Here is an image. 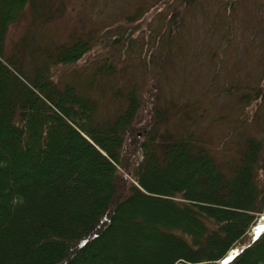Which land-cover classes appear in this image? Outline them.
Wrapping results in <instances>:
<instances>
[{"label":"trees","instance_id":"16d2710c","mask_svg":"<svg viewBox=\"0 0 264 264\" xmlns=\"http://www.w3.org/2000/svg\"><path fill=\"white\" fill-rule=\"evenodd\" d=\"M28 12L56 16L51 0H0V264H264V142L248 138L226 173L194 135L157 134L155 92L101 119L114 66L55 78L92 50L81 38L10 51Z\"/></svg>","mask_w":264,"mask_h":264},{"label":"rangeland","instance_id":"374dc122","mask_svg":"<svg viewBox=\"0 0 264 264\" xmlns=\"http://www.w3.org/2000/svg\"><path fill=\"white\" fill-rule=\"evenodd\" d=\"M51 3L55 18L41 24L28 12L10 26L7 47L11 51L23 37L55 45L88 40L92 50L81 62L53 74L58 80L75 71L92 76L110 62L116 73L105 81L104 74L97 86L101 119L126 108L132 90L141 101L155 92L163 114L154 122L157 134L194 135L226 173L248 138L264 142V0ZM140 112L143 125L152 123L146 110ZM259 175L264 181V168Z\"/></svg>","mask_w":264,"mask_h":264}]
</instances>
